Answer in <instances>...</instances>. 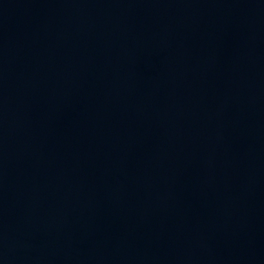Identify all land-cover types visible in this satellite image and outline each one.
<instances>
[{
  "label": "water",
  "instance_id": "1",
  "mask_svg": "<svg viewBox=\"0 0 264 264\" xmlns=\"http://www.w3.org/2000/svg\"><path fill=\"white\" fill-rule=\"evenodd\" d=\"M0 264H264V0H0Z\"/></svg>",
  "mask_w": 264,
  "mask_h": 264
}]
</instances>
